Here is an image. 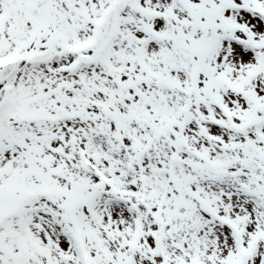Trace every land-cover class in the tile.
Returning <instances> with one entry per match:
<instances>
[{"label": "snow or ice", "instance_id": "obj_1", "mask_svg": "<svg viewBox=\"0 0 264 264\" xmlns=\"http://www.w3.org/2000/svg\"><path fill=\"white\" fill-rule=\"evenodd\" d=\"M0 264H264V0H0Z\"/></svg>", "mask_w": 264, "mask_h": 264}]
</instances>
